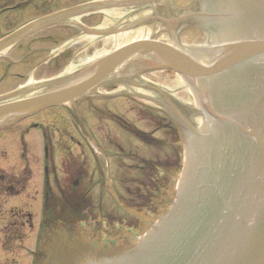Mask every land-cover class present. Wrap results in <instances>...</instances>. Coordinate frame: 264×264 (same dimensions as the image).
<instances>
[{
  "label": "water",
  "instance_id": "95a60500",
  "mask_svg": "<svg viewBox=\"0 0 264 264\" xmlns=\"http://www.w3.org/2000/svg\"><path fill=\"white\" fill-rule=\"evenodd\" d=\"M139 1L87 0L60 8L2 36L0 51L16 38L60 21L105 32L69 15ZM191 1L177 0L176 10L192 6ZM235 5L229 11L222 0H212L210 11L180 15L209 20L196 28L204 34L185 32L197 40L203 35L205 44L140 36L45 81L49 86L38 92L21 95L19 87L0 95V124H9L87 92L139 58L140 64L127 67L164 68L169 101L196 105L187 106L194 120L180 112L192 135L190 144L186 137V168L175 202L135 246L92 264H264V0H251L246 10L240 0ZM144 22L150 34L154 27L166 32L162 20ZM227 23L232 31L224 27ZM215 38L220 41L208 43ZM165 67L186 74L195 85Z\"/></svg>",
  "mask_w": 264,
  "mask_h": 264
},
{
  "label": "flooded vegetation",
  "instance_id": "af4514ba",
  "mask_svg": "<svg viewBox=\"0 0 264 264\" xmlns=\"http://www.w3.org/2000/svg\"><path fill=\"white\" fill-rule=\"evenodd\" d=\"M79 1L82 0L72 2ZM67 5L70 4L62 5L61 0H0V38L19 25ZM159 12L167 19V1ZM148 15L157 13L152 8ZM105 18L102 9L81 17L89 27L99 29L107 27L102 24ZM204 24L198 17L193 22L195 28ZM88 30L81 24L60 21L13 40L0 52V86L7 80L17 82L0 90V95L19 87L23 88L21 95L38 92L48 87L45 81L59 75L70 61L105 51L109 47H104L107 36L91 35ZM61 38L66 43L55 48L53 43ZM54 57L63 61H54ZM48 63L53 64L54 70L47 76L35 77ZM158 76V72L128 66L65 103L48 106L10 124H0V131L21 137L25 158L36 155L28 150L27 134L42 144L39 152L43 156V227L57 231L56 236L65 233L67 239L56 247L57 264H88L93 250L103 252L92 243L91 236L101 231L107 233L105 226L110 222L124 223L128 233L125 239H116L119 245L111 242L114 253L121 252L135 244L155 223L157 215L167 210L175 175L167 173L168 164L177 166L180 162L191 130L180 114L184 104L167 101V82ZM8 136L0 137L3 156L9 153L5 143ZM10 168L0 164V193L11 197L21 193L33 171L26 167L16 178L10 174ZM93 192H98V200ZM158 193L164 201L159 210ZM106 194L113 203L105 199ZM6 234L10 240V230ZM44 254L45 251L40 258Z\"/></svg>",
  "mask_w": 264,
  "mask_h": 264
},
{
  "label": "rangeland",
  "instance_id": "374dc122",
  "mask_svg": "<svg viewBox=\"0 0 264 264\" xmlns=\"http://www.w3.org/2000/svg\"><path fill=\"white\" fill-rule=\"evenodd\" d=\"M70 1L74 2V0H61V4L62 5L71 4ZM124 7L134 8L131 6H124ZM124 7L121 6V7H116L114 9L122 11V8ZM125 11L126 10H124V12ZM87 17L88 16L86 15L85 18ZM126 19H130V17L121 14L120 18L113 19L112 22L120 23L122 21H125ZM112 22H110L109 24H112ZM142 26H146L144 21L142 22L141 25L136 26L134 29L138 27L141 28ZM64 40L65 39L61 38L57 42L55 41L56 43H53V45L55 46V48L56 47L59 48L63 45V43H66L64 42ZM81 58H84V54L81 55ZM52 60L61 61V62L63 61V59L61 60L56 57L52 58ZM82 60L76 62H83ZM53 70H54L53 64L48 63V65H44L42 69H39L37 71V75L35 77L47 76L48 73H51V71ZM154 71L158 72L159 73L158 78L163 80L161 69H155ZM16 82H17L16 80H7L5 83L1 84L0 90H4L8 87L10 88L13 85H15ZM59 109L61 108L59 107ZM15 128L18 129L17 126H11V129H15ZM33 130L34 128H32V131ZM3 135H9L8 141H5V143L7 144V148L9 149V153L7 156H3L0 154V164L8 167L11 166V168L9 169L11 172L10 174L16 176V178H18V176L22 175L25 172L26 167L30 168L33 171V173L30 174L32 178L29 179L26 185L24 184L25 186L21 190L20 194L13 195L10 197L8 194L0 193V264H53L52 262L53 260L54 262L58 261V259L55 257L58 255L57 252L58 244H61V242H66L67 239H64L65 233L56 236L57 231L55 233L54 231L50 232V230L46 231V229H43L42 226L41 214L44 213V201L42 200L43 192L41 186V180L43 176L40 173L43 170V156L39 152L40 147L42 149V144L39 141L36 142L29 136V134H27V138L28 140H30L29 142L30 148H28V150L30 149L31 152H35L36 155L32 153L30 154V156L25 158L21 152V147H22L21 137L18 136L17 138H14L13 134H7L3 131H0V137ZM26 143L27 141H25L23 145L25 149L27 146ZM183 153L184 155L181 157V160L179 159V161L181 162H179L177 166L168 164L169 171H167V173L175 172V175L173 176V191H172L174 198L177 197L176 196L177 182L181 177L182 172L186 168L187 155H186L185 146ZM23 181L25 182V180ZM93 193H94L93 194L94 199L98 200L99 199V196H97L98 192H93ZM110 198H111L110 195L108 194L105 195V199L108 202L113 203V201ZM162 198L163 196L160 193L156 195L157 208L158 206L160 207V205L164 203ZM174 198L172 200H174ZM7 199H9L8 202ZM17 202L19 203V205H17ZM8 203L10 204V206ZM160 213L157 216L159 217L160 215L162 216L164 211L161 214ZM130 217L131 215H129V218ZM17 219L19 220L17 221ZM14 220H16L17 222H15ZM124 228H125L124 223L116 224L110 222V225L108 224L107 226H105V232L107 231V233L101 231L98 233L99 235L91 236L90 240L92 241V243H95L97 247L102 248L103 252H100L98 250L97 251L93 250L92 253L89 254V256H92V258H94V257H100V255H104L105 257H113L119 255L120 252L114 253V250L110 245L111 242L116 241V239L117 240H123V238L125 239L128 233L125 231ZM6 230L7 231L10 230V234H12L10 240L8 239L9 236L6 234L7 232ZM16 232L19 233L18 236L15 235ZM45 237L48 238H46V245H44V249H45L44 250L43 240H45ZM114 243L116 245H119L117 241ZM44 251L45 253L47 252L46 256L44 258H40L41 255L44 253Z\"/></svg>",
  "mask_w": 264,
  "mask_h": 264
},
{
  "label": "bare ground",
  "instance_id": "6f19581e",
  "mask_svg": "<svg viewBox=\"0 0 264 264\" xmlns=\"http://www.w3.org/2000/svg\"><path fill=\"white\" fill-rule=\"evenodd\" d=\"M147 33H148L147 27L142 26L141 28L138 27L136 29H133L131 32L130 31H119L113 34H109V36L105 40L104 47H108L114 44H119L132 37L146 35ZM130 63L131 64H128V65H131L132 67H136L138 63L140 64L141 62L139 61V58H137L135 60H131ZM72 64H74V62L70 63L68 67H70ZM167 101H169L168 96H167ZM154 225L155 223L148 229L147 232H149L154 227Z\"/></svg>",
  "mask_w": 264,
  "mask_h": 264
}]
</instances>
